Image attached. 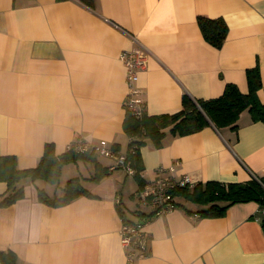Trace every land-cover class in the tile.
<instances>
[{
    "label": "crops",
    "instance_id": "obj_1",
    "mask_svg": "<svg viewBox=\"0 0 264 264\" xmlns=\"http://www.w3.org/2000/svg\"><path fill=\"white\" fill-rule=\"evenodd\" d=\"M199 16L224 20L221 47L204 39ZM136 44L148 50L137 80L148 115L177 112L186 93L217 97L226 83L246 93L248 68L264 83V0H0V155L32 168L47 143L60 155L76 138L126 153L121 54ZM257 96L264 103V88ZM236 123L187 134L166 127L159 143L143 137L142 179L175 159L174 174L195 184L264 175V122L244 109ZM112 164L95 154L64 162L56 183L22 177V194L0 206V250L19 264H264V206L241 201L207 215L181 188L175 208L146 224L147 255L127 262L122 223L150 210L137 201L134 174ZM74 177L81 194L57 204L39 196H63ZM6 189L0 180V196Z\"/></svg>",
    "mask_w": 264,
    "mask_h": 264
},
{
    "label": "trees",
    "instance_id": "obj_2",
    "mask_svg": "<svg viewBox=\"0 0 264 264\" xmlns=\"http://www.w3.org/2000/svg\"><path fill=\"white\" fill-rule=\"evenodd\" d=\"M201 33L206 41L214 47H221L226 34V23L221 18L198 17ZM248 90L242 93L236 84L226 83L222 93L214 98L202 99L183 94L182 107L170 114L148 115L145 111L141 116H135L130 110L125 109L123 127L130 137L126 158L135 169L134 177L139 181V187L144 184L140 172L143 170L139 157V147L145 136H150L156 143L164 135L163 130L169 127L173 134H187L200 130L207 124L217 128L229 126L237 127V119L240 113L247 109L252 120L264 122V103L260 102L257 91L264 88L257 67L246 70ZM144 137V138H143ZM78 157L94 158L92 152H78L68 148L64 153L55 155L51 143L44 147L39 163L32 168L20 169L16 166L14 155H0V180L5 181L7 189L0 196V206L7 205L22 194L19 181L28 175L34 178H42L49 183L58 181L61 165ZM97 178V176H93ZM188 187L179 188L186 196L206 204L207 207L201 213L207 215H221L226 207L235 202L256 201L264 206V175L251 177L246 182L207 181L204 184L196 183L192 191ZM85 189L79 182L78 177L70 178L66 182L63 196L47 199L42 190L39 196L52 204L62 203L81 194ZM224 201V204H219ZM264 225V221H262ZM0 262L2 264H19L16 255L10 251L0 250Z\"/></svg>",
    "mask_w": 264,
    "mask_h": 264
},
{
    "label": "built area",
    "instance_id": "obj_3",
    "mask_svg": "<svg viewBox=\"0 0 264 264\" xmlns=\"http://www.w3.org/2000/svg\"><path fill=\"white\" fill-rule=\"evenodd\" d=\"M148 50L136 44L132 49L121 54L125 66V80L127 92L124 97V108L130 110L135 116H141L145 111V103L137 86L138 73L147 67ZM78 152H93L99 156L109 157L113 160L111 168L120 167L126 173L134 174L135 169L130 165L125 153L113 151L104 139L96 143L76 138L69 146ZM179 160L175 159L168 167L159 166L156 176L145 181L136 191L137 201L140 205L149 208V213H142L136 221H123L120 228V242L126 250L127 262L144 257L148 253V237L145 229L152 216L162 215L176 206L174 193L177 189L194 186L195 182L187 174H174ZM264 214V207H262Z\"/></svg>",
    "mask_w": 264,
    "mask_h": 264
}]
</instances>
